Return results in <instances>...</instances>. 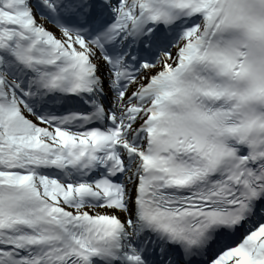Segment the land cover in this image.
I'll list each match as a JSON object with an SVG mask.
<instances>
[{"label": "snow or ice", "instance_id": "6c2138e0", "mask_svg": "<svg viewBox=\"0 0 264 264\" xmlns=\"http://www.w3.org/2000/svg\"><path fill=\"white\" fill-rule=\"evenodd\" d=\"M0 264H264V0H0Z\"/></svg>", "mask_w": 264, "mask_h": 264}]
</instances>
